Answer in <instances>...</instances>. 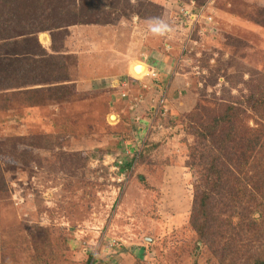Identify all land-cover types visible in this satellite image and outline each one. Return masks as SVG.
<instances>
[{
	"label": "rangeland",
	"instance_id": "374dc122",
	"mask_svg": "<svg viewBox=\"0 0 264 264\" xmlns=\"http://www.w3.org/2000/svg\"><path fill=\"white\" fill-rule=\"evenodd\" d=\"M147 1L159 22L138 16ZM1 3L17 37L0 40V264L248 263L264 198L212 210L243 250L217 255L191 224L188 163L217 156L200 105L264 94V0Z\"/></svg>",
	"mask_w": 264,
	"mask_h": 264
},
{
	"label": "trees",
	"instance_id": "16d2710c",
	"mask_svg": "<svg viewBox=\"0 0 264 264\" xmlns=\"http://www.w3.org/2000/svg\"><path fill=\"white\" fill-rule=\"evenodd\" d=\"M1 1L0 8L3 5ZM143 5L145 8L138 10L140 18L152 22H159L162 19L164 11L162 6L151 1H147ZM9 17L0 9V40L14 38L16 35H12V23ZM40 31L42 30L37 29L32 34ZM58 73L55 72L59 78L65 80V75ZM65 89L66 87L57 88L58 91H61L59 95L62 99L65 98ZM59 95L56 98H59ZM54 98L52 97V99ZM244 103L245 105L242 106L244 109L233 104L227 107L225 104H220L216 116H213L215 109L209 105H200V111L202 113L207 111L212 121L205 125L199 122L198 126L194 128L199 136L210 143L217 156L188 163L198 175L191 224L196 230L199 240L211 248L213 247L215 254L222 256L225 255L224 253H232L234 250V253L240 254L243 252L240 249L242 245L236 241L234 235L230 239L227 238L223 246L220 245L219 234L217 231L214 232L211 224L212 210L223 203L237 207L246 203L250 198L258 196L264 198V94L258 97L252 94L247 97ZM250 112L257 115L258 118ZM196 114L200 115L198 109L193 112L192 117L194 118ZM10 143L14 144L11 141ZM7 145V142L1 143L0 153ZM223 229L224 227L221 226L220 231ZM259 231L258 228L254 233L251 231L252 239L260 234ZM236 232L245 233L246 236L248 234L247 228L241 226ZM251 253L252 256L249 257L248 263L245 261L242 263L225 262L224 264H264V245L258 247L257 251L252 249ZM228 256L232 257L233 255L229 254Z\"/></svg>",
	"mask_w": 264,
	"mask_h": 264
},
{
	"label": "bare ground",
	"instance_id": "6f19581e",
	"mask_svg": "<svg viewBox=\"0 0 264 264\" xmlns=\"http://www.w3.org/2000/svg\"><path fill=\"white\" fill-rule=\"evenodd\" d=\"M133 71L136 75L142 76L148 73V66L144 63H136L133 66ZM113 119H115V116H113Z\"/></svg>",
	"mask_w": 264,
	"mask_h": 264
},
{
	"label": "clouds",
	"instance_id": "9594fccd",
	"mask_svg": "<svg viewBox=\"0 0 264 264\" xmlns=\"http://www.w3.org/2000/svg\"><path fill=\"white\" fill-rule=\"evenodd\" d=\"M167 27L168 26L165 25V28H167ZM158 29H159V25H154V27H153L154 32H156L157 34H167L166 32H159Z\"/></svg>",
	"mask_w": 264,
	"mask_h": 264
},
{
	"label": "built area",
	"instance_id": "2783aa9c",
	"mask_svg": "<svg viewBox=\"0 0 264 264\" xmlns=\"http://www.w3.org/2000/svg\"><path fill=\"white\" fill-rule=\"evenodd\" d=\"M163 102H164V100L161 101V103H163ZM95 261H96V260L94 259V261H93L91 264H95ZM97 264H98V263H97Z\"/></svg>",
	"mask_w": 264,
	"mask_h": 264
},
{
	"label": "crops",
	"instance_id": "0c3cea01",
	"mask_svg": "<svg viewBox=\"0 0 264 264\" xmlns=\"http://www.w3.org/2000/svg\"><path fill=\"white\" fill-rule=\"evenodd\" d=\"M132 259L135 260L134 257H132ZM127 262H129L128 264H130V263L133 262V261H127Z\"/></svg>",
	"mask_w": 264,
	"mask_h": 264
}]
</instances>
